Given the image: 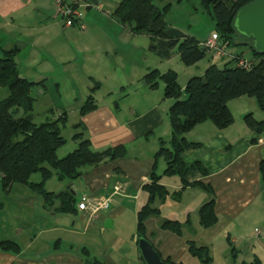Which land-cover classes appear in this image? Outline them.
<instances>
[{"label":"crops","instance_id":"obj_1","mask_svg":"<svg viewBox=\"0 0 264 264\" xmlns=\"http://www.w3.org/2000/svg\"><path fill=\"white\" fill-rule=\"evenodd\" d=\"M54 1L0 0V58L6 51L17 49L14 61L18 75L28 81L35 79L43 85L44 79L64 71L65 65H72L77 55L80 56L87 78L94 82L90 89H95L91 94L95 109L84 116L79 114V123L87 130L84 139L90 142L93 151L123 146L126 155L122 159L82 169V175L75 184L81 188L82 194L91 196L108 197L118 184L126 187V193L125 196L112 197L111 208L88 221L80 211L72 216L47 211L38 195L25 186L13 185L8 194L16 196L12 207L20 211L21 217L7 213L3 202L8 201L9 195H3L0 199V239L14 240L20 252H0V264H83L80 254L83 247L90 257L105 264H140L136 213L147 201L148 196L142 186L149 182L159 140L167 143L171 137L168 109L172 102L164 97L162 100L165 101L161 102L152 93L154 90L142 80L152 70L146 73L143 65L134 62L130 66L135 68L127 74L129 81L121 82L111 92L107 91V97L103 99L106 105L102 107L97 94H101L103 84L122 79L127 54L143 56L142 51L145 50L141 48L148 49L149 38L131 34L127 27L112 17L120 0H63L78 10L82 21L87 18L90 26L85 36L75 25L66 29L62 27ZM94 8L101 11L105 8V15L85 17L86 12ZM96 20H101L109 30L105 44L93 41ZM139 36H145L148 41H138L136 38ZM174 53L176 51H172L168 59L152 54L169 63ZM184 86L180 87L183 89ZM0 94L5 98L6 89L0 87ZM131 95L136 97L130 100ZM115 96L120 98L114 100ZM85 101L79 106L78 113ZM232 101H237L238 105L228 108L233 111L239 107L240 119H234L231 126L222 130L209 122L197 125L184 137L190 143H199L200 147L181 155L187 165L198 162L205 169L206 175L188 171L185 181L190 185L200 182L211 187L216 200V225L203 229L198 222V208L210 198L207 193L194 187L183 188L177 176H161L160 184L170 193L181 191L180 197L178 200L167 197L163 203H155L161 209V215L147 220V237L160 257L168 258L174 264H202L189 255L188 242L207 248L211 259L209 264H264V170L260 169L264 160V130L256 133L243 123L246 113L258 121L264 120V113L258 109L254 98L243 96ZM20 116H25L22 110L16 115ZM148 152L145 161L140 159ZM160 160L157 175H162L164 170ZM53 178L45 183L46 191L59 193L70 190L75 193L71 190L73 183L67 185L66 180H57V185L52 186ZM20 203L25 204V211L18 208ZM126 216L133 220L129 226H126ZM11 218L13 224L9 222ZM164 220L182 223L181 236L160 231L159 226ZM132 225L134 230L129 247L116 246L121 238V229L129 231Z\"/></svg>","mask_w":264,"mask_h":264},{"label":"trees","instance_id":"obj_2","mask_svg":"<svg viewBox=\"0 0 264 264\" xmlns=\"http://www.w3.org/2000/svg\"><path fill=\"white\" fill-rule=\"evenodd\" d=\"M155 1L164 0H120L112 17L120 25L127 27L131 34L148 36L149 51L160 59H168L172 51H176L180 62L190 67L205 58L206 51L200 47V41L168 27L164 16L171 5L159 7ZM252 1L196 0V11L205 14L211 20L213 33L217 35L221 48L225 51L230 48L239 50V53L222 67L208 66L201 76L188 79L183 89L177 82V74L172 70L164 73L152 70L142 78L151 90H156L159 83H163V97L174 102L168 109L171 137L167 143L159 140L149 182L142 186L148 197L146 203L136 213L137 239L149 240L146 222L161 215V209L155 206L157 201L163 203L167 197L176 200L180 197L181 191L170 193L160 184L161 176H177L183 188L194 187L207 193L210 198L198 208V222L203 229L212 228L217 223L216 200L211 187L200 182L190 185L185 181L188 171H195L201 175H206V171L198 162L187 165L181 159L185 151L200 147L199 143L188 142L184 135L205 122L212 123L219 130L231 126L234 118L227 104L243 96L254 98L258 109L264 113V54H258L253 49L252 40L239 34L233 25L237 11ZM245 50L250 55V69L236 66L239 60L244 59ZM17 51V49L6 51L0 58V87L7 91V96L0 100L1 191L8 194L13 185L25 186L43 200L45 210L58 215L72 216L78 211L75 193L70 190L48 192L45 183L53 176L59 181L67 180L71 183L80 178L82 169L86 167L124 158L126 149L117 146L103 151H93L90 142L80 133L73 137L78 143L76 149L59 159L57 151L66 143L61 136V126H64L67 120L66 114L63 113L55 120L40 124H34L29 116L16 117L19 110H22L24 115L32 111L34 99L30 95L31 89L42 84L28 81L18 75L14 61ZM94 90V88L90 90V95L80 109L81 116L95 109L94 98L91 95ZM243 123L256 133L264 130V120L258 121L252 114H246ZM160 159L165 163V169L162 175H157L156 168ZM260 169L264 170V160ZM35 174L40 175V181L36 183L30 180ZM182 227L183 224L176 220H164L159 230L180 237ZM187 247L189 255L197 258L202 264L211 262L207 248L197 247L193 242H188ZM0 252L18 254L20 247L14 240L0 239ZM80 254L83 257V264H105L90 257L84 247ZM139 260L140 264H144L141 257ZM163 261L172 263L168 258Z\"/></svg>","mask_w":264,"mask_h":264},{"label":"rangeland","instance_id":"obj_3","mask_svg":"<svg viewBox=\"0 0 264 264\" xmlns=\"http://www.w3.org/2000/svg\"><path fill=\"white\" fill-rule=\"evenodd\" d=\"M107 1H110V0H107ZM176 1L177 0H164L162 2L155 1V4L159 7H163L166 4L171 5L170 9L168 10V12H166L164 16L165 22L167 23L168 27L176 29L180 31L182 34L189 36V37H193L198 41L202 42V41L207 40L214 31L213 24L211 20L205 14H202L201 12L196 11L195 9L196 0H182L181 3H177ZM105 10H106L105 8L102 11L96 10L94 8L92 10L87 11L86 12L87 14H85V17L89 15H95V14L105 15L103 13ZM106 19L108 18L106 17ZM90 22L91 24L93 23V21H90ZM83 23L86 26V30L82 31L83 35L85 36L84 33L88 30L90 23L88 22L87 18H85ZM94 28H95L94 33L92 34L93 41L97 43H102V44L107 43L108 41H107L106 36L109 35L108 33L109 30L105 27L104 23L101 20H96ZM84 36H81V37H84ZM136 39L138 41H148L145 36H139ZM93 48H95V46H93ZM141 49L145 51L143 52ZM141 49H139V51H142V54L144 57L141 55L140 56H137L135 54L132 55L131 53L127 54V62L123 63L126 66V71L124 72V76L122 77V79L120 77L119 81H117L116 79H113L111 82H107V83L105 82V84H103V88L100 91L101 94H97V99L101 101L100 105L102 107L106 105L103 99L107 97V93H106L107 91L111 92L112 90L115 89L117 85L120 86L121 82L129 81L130 76L127 74L129 70H132L133 68H135L134 65L130 66L131 63H134V62L140 63L141 65L144 66L146 73L149 70H153V69H157L161 73H164L168 70H172L177 74V82L179 86H184L187 80L190 79L191 77L201 76L204 70L209 65L216 64L218 67H222L224 64L223 62L228 61L227 58L226 59L224 58L212 59L211 55L207 53L205 58L199 61L196 64V66L186 67L180 62L178 55L176 53L172 55L170 62L166 63L165 61H162L156 58L148 49L144 47ZM226 52L231 53V54L234 53L235 55L239 53V50L235 51L233 48H230V49H226ZM244 56L246 57L245 60L249 61L250 55L247 50L244 51ZM87 66H89V64H87ZM196 67L199 68V70H195ZM67 68L68 70H66ZM65 70L58 71L57 73L51 75L49 78L44 79L45 81L43 85H36L31 89L30 95L34 99L33 109L30 113H27L25 115V116H29V119L34 124H40L45 121H51V120L57 119L60 116V114H63V113L66 114V117H67L66 123L64 126H61V136L65 139L66 143L57 151V157L59 159L65 157L67 154L71 153L73 150L76 149L78 143L73 138L76 134L82 133L83 138L87 136V133H86L87 130L83 128L79 123L80 115L78 113V108L85 101L86 97L90 94V91L88 89L94 86V82L90 81L87 78L88 75L86 73L85 65L80 60L79 55H77V58L72 65H65ZM31 82L37 83L38 81H35V79H33V81ZM163 91H164V84L160 82L158 85V88L154 90L152 93H154L156 97H159L162 102V101H165V100H162ZM2 96L3 95L0 94V100L4 98ZM134 97L136 96L131 95L130 100L133 99ZM119 98H120L119 96L113 97L114 100H118ZM183 98L184 96L182 97V99ZM168 101L173 103V100L171 99H168ZM235 105H238L237 101H232L231 104L228 102L227 104L229 108H232V106L234 107ZM238 108L237 107L233 108V111H231L233 118L235 120L240 119L239 113L237 111ZM76 124L77 125L79 124L78 125L79 127L78 126L75 127ZM157 148H159V146H157ZM148 155H149V152L145 156L140 157V159L142 158V160L145 161ZM160 161H163V160H160ZM163 166H164L163 168L165 169L164 162H163ZM53 177L54 178L51 180L50 183H52L51 184L52 186H55L57 185L58 181L55 178V176ZM30 180L36 183L40 180V175L35 174L31 177ZM72 183H73V187H71V190H73L76 193V196L78 197V195L81 193V188L76 186L75 184L77 183L76 180L72 181L71 184ZM68 184H70V181H67V185ZM18 187L23 188V186H18ZM3 195L7 197L9 194H3L1 191V186H0V199L3 197ZM6 199L8 201L6 203L3 202V205L6 208L7 213H9L10 215H13V217H15V215H18L21 217L20 211L12 207V202H15L16 196L9 195L8 198ZM40 201L41 203H43L42 199H40ZM18 208L22 209L23 211L26 210L25 204H22V203L19 204ZM47 208H50V207L47 206ZM162 218H165V217H160V219ZM126 221H128L126 223V226H127L128 223L133 220L130 219L129 216H126ZM9 222L13 224V219L12 218L9 219ZM133 230H134L133 225L129 231L127 230V228L121 229L120 231L121 238L118 240V243L116 246L120 245V247L122 246L123 248L129 247L130 236H131V233H133Z\"/></svg>","mask_w":264,"mask_h":264},{"label":"built area","instance_id":"obj_4","mask_svg":"<svg viewBox=\"0 0 264 264\" xmlns=\"http://www.w3.org/2000/svg\"><path fill=\"white\" fill-rule=\"evenodd\" d=\"M57 15L60 21V24L63 28H71L75 25L79 31H85L86 26L84 25L78 10L71 4L65 3L63 0L54 1ZM200 47L205 49L206 54L211 55L212 59H232L234 53H227L220 46L219 39L216 34L212 33L211 36L200 43ZM237 67L243 69H250V62L241 59L236 64ZM126 187L124 185L118 184L113 187L112 193L108 197L103 196H91L87 194L80 193L78 197L75 193L76 198V208L78 211L84 213L88 221L95 218L100 212L110 209L112 204V197L114 196H125ZM78 198V199H77Z\"/></svg>","mask_w":264,"mask_h":264},{"label":"water","instance_id":"obj_5","mask_svg":"<svg viewBox=\"0 0 264 264\" xmlns=\"http://www.w3.org/2000/svg\"><path fill=\"white\" fill-rule=\"evenodd\" d=\"M233 25L239 34L252 40L258 54H264V0H253L240 8ZM137 249L144 264H173L163 261L146 238L137 239Z\"/></svg>","mask_w":264,"mask_h":264}]
</instances>
